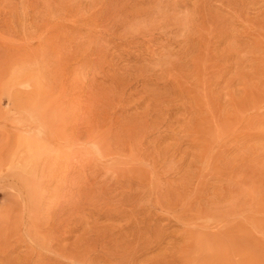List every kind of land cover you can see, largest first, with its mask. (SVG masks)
<instances>
[{
  "label": "rangeland",
  "instance_id": "1",
  "mask_svg": "<svg viewBox=\"0 0 264 264\" xmlns=\"http://www.w3.org/2000/svg\"><path fill=\"white\" fill-rule=\"evenodd\" d=\"M0 264H264V0H0Z\"/></svg>",
  "mask_w": 264,
  "mask_h": 264
}]
</instances>
